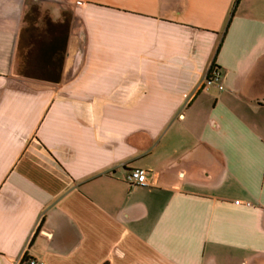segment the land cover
Here are the masks:
<instances>
[{"label":"crops","instance_id":"0c3cea01","mask_svg":"<svg viewBox=\"0 0 264 264\" xmlns=\"http://www.w3.org/2000/svg\"><path fill=\"white\" fill-rule=\"evenodd\" d=\"M30 257L264 264V0H0V264Z\"/></svg>","mask_w":264,"mask_h":264},{"label":"built area","instance_id":"2783aa9c","mask_svg":"<svg viewBox=\"0 0 264 264\" xmlns=\"http://www.w3.org/2000/svg\"><path fill=\"white\" fill-rule=\"evenodd\" d=\"M219 72L213 71L206 78V84H211L215 82L218 78ZM221 88V85L219 86ZM125 178L132 184L135 185H145L147 184V171L143 168H132L127 171ZM238 203V201H236ZM28 264H45V262L41 259H37L34 257H30L27 259Z\"/></svg>","mask_w":264,"mask_h":264},{"label":"trees","instance_id":"16d2710c","mask_svg":"<svg viewBox=\"0 0 264 264\" xmlns=\"http://www.w3.org/2000/svg\"><path fill=\"white\" fill-rule=\"evenodd\" d=\"M238 2V0H236V3Z\"/></svg>","mask_w":264,"mask_h":264}]
</instances>
